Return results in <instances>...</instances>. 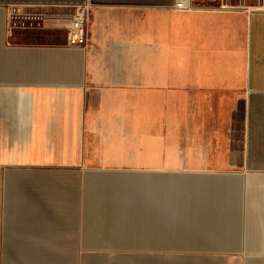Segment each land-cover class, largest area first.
Wrapping results in <instances>:
<instances>
[{
    "label": "crops",
    "instance_id": "obj_1",
    "mask_svg": "<svg viewBox=\"0 0 264 264\" xmlns=\"http://www.w3.org/2000/svg\"><path fill=\"white\" fill-rule=\"evenodd\" d=\"M175 1L0 0V264H264V0Z\"/></svg>",
    "mask_w": 264,
    "mask_h": 264
},
{
    "label": "built area",
    "instance_id": "obj_2",
    "mask_svg": "<svg viewBox=\"0 0 264 264\" xmlns=\"http://www.w3.org/2000/svg\"><path fill=\"white\" fill-rule=\"evenodd\" d=\"M178 9H195L192 0H176L175 5ZM7 10V31L11 33L14 29L39 28L51 16L66 17L69 21L67 26L68 44L72 47H79L84 50L91 45V33L89 29L93 5L86 2L72 8L68 14L61 12L52 14L49 8L58 6L28 5V4H6ZM264 7V6H263Z\"/></svg>",
    "mask_w": 264,
    "mask_h": 264
},
{
    "label": "rangeland",
    "instance_id": "obj_3",
    "mask_svg": "<svg viewBox=\"0 0 264 264\" xmlns=\"http://www.w3.org/2000/svg\"><path fill=\"white\" fill-rule=\"evenodd\" d=\"M195 6V5H194ZM152 98H155V97H152Z\"/></svg>",
    "mask_w": 264,
    "mask_h": 264
}]
</instances>
